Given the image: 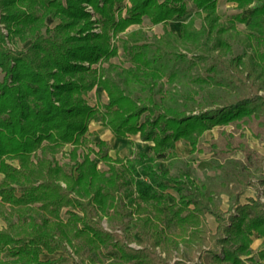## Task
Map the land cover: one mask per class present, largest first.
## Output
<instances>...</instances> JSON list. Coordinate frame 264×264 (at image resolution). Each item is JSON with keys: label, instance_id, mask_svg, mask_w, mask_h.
Returning a JSON list of instances; mask_svg holds the SVG:
<instances>
[{"label": "trees", "instance_id": "1", "mask_svg": "<svg viewBox=\"0 0 264 264\" xmlns=\"http://www.w3.org/2000/svg\"><path fill=\"white\" fill-rule=\"evenodd\" d=\"M191 1L0 0V200L8 205L7 225L0 227V264H76L72 247L76 252L89 247L93 264H170L169 246L179 249L181 243L168 233L176 225L191 228L183 235L187 244L208 247L198 255L200 262L182 256L173 264H264V248L262 262L249 255L254 232L264 239V176L260 195L237 202L232 211L223 210L207 185L186 172L181 175L190 192L174 202L165 193L164 179L177 185L179 176L161 170L159 160L178 140L187 139L195 149L199 136L215 125L264 115V0H234L249 7L235 15L246 22L248 50L229 58L233 45L227 34L236 29L235 19L221 22L218 0ZM191 10L178 35L166 28L151 41L142 29H127L145 17L166 24ZM120 32L126 33L121 40L131 64L104 66L118 53L114 39ZM15 36L31 41L24 49L12 48ZM174 40L195 48V57L188 60ZM211 55L210 73L185 78V61L192 67ZM95 86L107 93L103 110L86 98ZM92 116L117 137L139 134L152 152H141L138 163L104 153L109 171L89 154L75 170L65 168L56 153L80 142ZM134 210L140 248L102 224L109 214L126 224L125 211ZM205 213L219 221L215 233L205 228ZM108 244L105 263L102 249ZM57 251L66 254L44 257Z\"/></svg>", "mask_w": 264, "mask_h": 264}, {"label": "rangeland", "instance_id": "2", "mask_svg": "<svg viewBox=\"0 0 264 264\" xmlns=\"http://www.w3.org/2000/svg\"><path fill=\"white\" fill-rule=\"evenodd\" d=\"M188 3L192 4V1L188 0ZM87 8L92 10L90 6H87ZM248 10L249 7H238L234 0H218L220 20L225 24H229L231 20H234L236 14L243 16ZM192 14L193 11L191 10L181 19L170 20L166 24L163 22L152 23L149 18L145 17L142 23L132 24L127 29L140 28L145 32L149 40L154 41L163 35L166 28L178 35L180 33L181 22L188 19ZM201 22L202 19L197 16L195 21L196 26L199 27ZM235 26L236 29L227 34L233 45L232 51L226 54L228 58L243 52L245 49L248 50L245 37V33L247 32L246 22L235 19ZM94 29L99 31L100 27L96 26ZM3 30L6 31L4 27ZM125 37L126 33L120 32L118 37L114 39L118 46V53L108 61H104V66L108 67L109 63H112L119 67H128L131 64L130 55L124 50L121 40V38ZM30 41V39H21L19 36H15L9 41V45L12 48L24 49ZM176 42L181 45V50L187 53L188 60L195 57L194 55L197 52L195 48L186 49L183 44H180L181 42L178 40ZM205 58V60L198 61L196 65H192V67L188 66L189 61L184 62L186 66L184 69L187 75L186 79L191 74L205 76L211 72L207 67L211 63L212 55ZM3 75L4 73L0 71V80L3 78ZM255 82L256 86L260 84L259 80ZM209 88L213 92H221L220 87L210 85ZM260 88V92L264 93V87ZM196 97L201 98L200 94H196ZM86 98L92 105L98 107L99 110H103V104L108 101L107 93L101 86H95L86 94ZM195 109L197 110L198 108ZM144 151L152 152L150 144L142 140L139 134H132L125 138L117 137L108 126L102 124L100 119L92 116L80 142L78 144H65L56 153V159L65 168L75 170L78 162L82 161L86 154H89L91 158L97 161L100 169L109 171V163L103 157L104 153H108L113 157L120 156L124 158V161L127 160L129 162V160H133L135 163H138L139 155ZM169 152L167 158L159 160V167L161 170H168L171 175L179 176V183L177 185L173 181L164 179L168 184L165 193L168 195L170 202L178 200L183 193L190 192L188 178L185 175H181L186 172L187 176L195 183H205L207 185V192L209 191L213 194L215 201L223 210L232 211L233 206L237 202H245L250 197L260 195L262 191V185L259 183V180L264 176V115L260 117L252 116L245 121L215 125L199 136L195 149L192 148L191 143L187 139H180L173 148L169 149ZM120 164L117 162L118 166H121ZM138 167H140V164H138ZM2 178L3 173L0 172V182ZM146 179L150 180L149 177ZM130 208L132 209V207H128L127 210L129 211ZM67 209V207L62 208L61 216L63 219L68 218ZM7 210L8 205L1 203L0 200V227L7 225ZM138 216V211L134 210L132 213H126L125 211L123 222L126 224H122L119 218L112 217L110 214L104 215L102 224L106 229L115 232L118 237H121L129 245L140 248L143 245L136 225ZM202 221L208 231L212 233L217 231L219 221L215 216L205 213L202 216ZM190 232L191 228L185 230L179 225L174 226L168 232L181 242L179 249H175L172 245L169 246L167 254L170 264H173L182 256L190 257L194 261L200 262L198 255L203 253L208 246L200 247L196 243L193 245L187 244L183 240V235L185 236L186 233ZM252 237L253 241L249 248V255L262 262L263 259L259 251L264 248V239L257 232H254ZM78 241L77 238H74L73 242L77 244ZM111 248L112 244H108L107 247L102 249L103 255H105L103 256L105 263L110 260L106 254ZM71 249V254L74 255L76 264H93L90 258L91 250L89 247H86L81 252H76L74 247ZM156 250L161 256L164 257L166 255V252L160 247H157ZM60 254L66 253L57 251L53 254H45L44 257H57ZM73 262L72 260H68L56 264H73Z\"/></svg>", "mask_w": 264, "mask_h": 264}]
</instances>
